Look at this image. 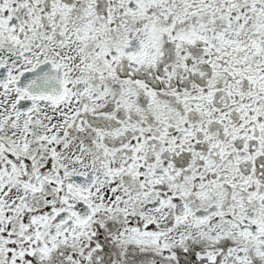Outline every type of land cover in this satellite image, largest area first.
<instances>
[{"label":"snow or ice","instance_id":"1","mask_svg":"<svg viewBox=\"0 0 264 264\" xmlns=\"http://www.w3.org/2000/svg\"><path fill=\"white\" fill-rule=\"evenodd\" d=\"M0 264H264V0H0Z\"/></svg>","mask_w":264,"mask_h":264}]
</instances>
